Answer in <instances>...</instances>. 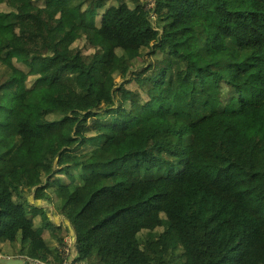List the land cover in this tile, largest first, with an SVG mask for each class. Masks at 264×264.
Listing matches in <instances>:
<instances>
[{"label":"trees","instance_id":"obj_1","mask_svg":"<svg viewBox=\"0 0 264 264\" xmlns=\"http://www.w3.org/2000/svg\"><path fill=\"white\" fill-rule=\"evenodd\" d=\"M146 4L0 0L1 255L264 264V0Z\"/></svg>","mask_w":264,"mask_h":264},{"label":"built area","instance_id":"obj_2","mask_svg":"<svg viewBox=\"0 0 264 264\" xmlns=\"http://www.w3.org/2000/svg\"><path fill=\"white\" fill-rule=\"evenodd\" d=\"M144 1H147L146 7L148 9H151L155 6V0H144ZM151 19L153 22L156 19L154 12L151 13ZM66 243H68V244H66V246L62 247L64 259H63V262L61 264H88L87 262L77 260L78 253H77V251L76 252L73 251V249L74 250H76V249H75L74 244H73L71 239L68 242L66 241ZM33 260L30 259L29 261L31 263H36V264H48V263H43V262L36 260V259H33Z\"/></svg>","mask_w":264,"mask_h":264},{"label":"rangeland","instance_id":"obj_3","mask_svg":"<svg viewBox=\"0 0 264 264\" xmlns=\"http://www.w3.org/2000/svg\"><path fill=\"white\" fill-rule=\"evenodd\" d=\"M176 36V35H175ZM114 62L115 63H117L118 62V59H114ZM116 81H118L119 83L120 82H122L123 80H122V78L120 77V76H118L117 78H116ZM127 87V86H126ZM121 96H123L122 98H128L127 96H128V92H127V94H125L124 95V92H122L121 94H120ZM34 116H35V110L33 109V108H30L29 109V113H28V117H27V121L28 122H31V120L34 118ZM136 122V118H131V123H135ZM137 125V124H136ZM93 126V123L91 122L90 123V127H92ZM43 203H44V205H46V206H48V207H50L51 206V203L50 202H48V201H45V200H43L42 201ZM51 209H53L52 207H51ZM50 214L52 215V219L54 220V221H56V222H60L61 220H62V218H63V216L62 215H59V214H56L55 213V211L54 210H52V211H50ZM70 239L72 240V242H73V240H74V238H73V236L71 235H69V236H67L66 238H65V242L67 241H70ZM66 244H68V243H65L63 246H66ZM74 244V243H73ZM73 251L74 252H76L77 250H74L73 249ZM78 253V252H77ZM3 257H14V258H24L25 260H30L27 256H23V257H20V256H3V255H1L0 254V258H3ZM36 264V263H35Z\"/></svg>","mask_w":264,"mask_h":264},{"label":"water","instance_id":"obj_4","mask_svg":"<svg viewBox=\"0 0 264 264\" xmlns=\"http://www.w3.org/2000/svg\"><path fill=\"white\" fill-rule=\"evenodd\" d=\"M0 264H35V263H31L29 260H25L24 258L3 257L0 258Z\"/></svg>","mask_w":264,"mask_h":264}]
</instances>
